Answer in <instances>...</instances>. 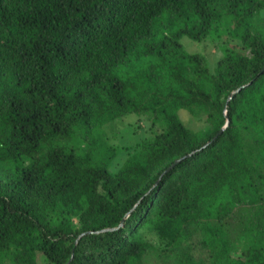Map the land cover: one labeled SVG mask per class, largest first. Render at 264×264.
<instances>
[{
    "label": "trees",
    "instance_id": "16d2710c",
    "mask_svg": "<svg viewBox=\"0 0 264 264\" xmlns=\"http://www.w3.org/2000/svg\"><path fill=\"white\" fill-rule=\"evenodd\" d=\"M70 259L264 264V0H0V264Z\"/></svg>",
    "mask_w": 264,
    "mask_h": 264
},
{
    "label": "rangeland",
    "instance_id": "374dc122",
    "mask_svg": "<svg viewBox=\"0 0 264 264\" xmlns=\"http://www.w3.org/2000/svg\"><path fill=\"white\" fill-rule=\"evenodd\" d=\"M182 43L189 52H200L205 54L212 69L217 66L218 59L223 55L222 52L215 48L211 40L195 42L188 37H183ZM181 114H184L182 115L184 119L188 118L186 111L184 112V110H181ZM137 120L136 115L130 114L107 125L105 130L111 137V142L126 147L141 139L144 135L143 130L141 129L139 132L135 133L134 128L132 127L135 123L137 125H143L142 122L138 123ZM126 156V153H121L114 162L113 168H118L125 160Z\"/></svg>",
    "mask_w": 264,
    "mask_h": 264
},
{
    "label": "water",
    "instance_id": "95a60500",
    "mask_svg": "<svg viewBox=\"0 0 264 264\" xmlns=\"http://www.w3.org/2000/svg\"><path fill=\"white\" fill-rule=\"evenodd\" d=\"M237 91H238V90H237ZM231 97H232V96H231ZM231 97H229V99H230ZM229 99H228V100H229ZM225 115H226V118H227V124H226V126H227V125H228V122H229V119H228V112H227V110L225 111ZM226 126H224V127L220 130V132H222V131L225 129ZM220 132H219V133H220ZM208 143H209V142H208ZM208 143H207V144H208ZM185 157H186V156L181 157L180 159H178V160L174 163V165L177 164V163H179L180 161H182ZM174 165H173V166H174ZM122 224H123V221L121 222V224H120L118 227L122 226ZM116 228H117V227H115V228H111V229H104L103 231L113 230V229H116ZM81 236H82V235H81ZM81 236H80V237H81ZM71 259H72V257H71ZM71 259L69 260V262H68L67 264L70 263Z\"/></svg>",
    "mask_w": 264,
    "mask_h": 264
}]
</instances>
